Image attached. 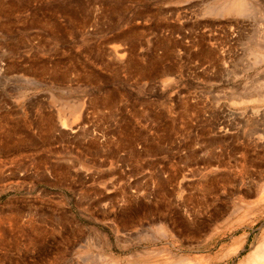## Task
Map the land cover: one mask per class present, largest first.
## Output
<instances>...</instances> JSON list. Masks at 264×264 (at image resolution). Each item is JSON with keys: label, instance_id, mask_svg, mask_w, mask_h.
Listing matches in <instances>:
<instances>
[{"label": "rangeland", "instance_id": "rangeland-1", "mask_svg": "<svg viewBox=\"0 0 264 264\" xmlns=\"http://www.w3.org/2000/svg\"><path fill=\"white\" fill-rule=\"evenodd\" d=\"M258 131L264 0H0V264H246Z\"/></svg>", "mask_w": 264, "mask_h": 264}, {"label": "bare ground", "instance_id": "bare-ground-1", "mask_svg": "<svg viewBox=\"0 0 264 264\" xmlns=\"http://www.w3.org/2000/svg\"><path fill=\"white\" fill-rule=\"evenodd\" d=\"M241 4H243V3H241ZM237 5H239V3L237 4ZM245 93V92H244ZM76 109H78V108H76ZM76 109H75V111H76ZM63 121H64V118H63ZM257 135H258V137L260 138V139H262V140H264V132H257ZM256 184H257V182H256ZM259 184H261V187H263L264 186V183L262 182V183H259ZM264 240V239H263ZM262 240V241H263ZM107 257V256H106ZM100 258H101V256H100ZM112 263V262H111ZM165 264H167V263H165ZM169 264H171V263H169ZM246 264H264V241L263 242H261L260 244H258L256 247H255V249H254V251L252 252V254L251 255H249V259H248V261L246 262Z\"/></svg>", "mask_w": 264, "mask_h": 264}]
</instances>
